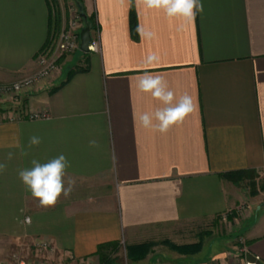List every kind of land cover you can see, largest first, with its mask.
I'll return each mask as SVG.
<instances>
[{"label":"crops","instance_id":"1","mask_svg":"<svg viewBox=\"0 0 264 264\" xmlns=\"http://www.w3.org/2000/svg\"><path fill=\"white\" fill-rule=\"evenodd\" d=\"M80 1L97 20L91 35L100 51L79 50L63 67L84 72L23 97L47 119L0 125V161L15 153L0 175V259L1 245H14L18 256L46 242L56 264H99V247L118 243L112 264H235L212 246L194 256L155 246L138 262L129 261L127 247L226 217L240 195L222 175L264 173V0H202L203 12L183 28L161 10H138L135 0ZM138 26L155 37L142 39ZM54 39L46 0H0V84L33 75ZM151 52L159 61L146 64ZM145 73L163 76L177 101L188 93L196 105L165 134L138 119L163 107L138 90ZM31 136L42 143L23 156ZM92 139L99 147H89ZM61 153L74 190L55 207H39L18 171ZM247 240L264 264V210Z\"/></svg>","mask_w":264,"mask_h":264},{"label":"clouds","instance_id":"2","mask_svg":"<svg viewBox=\"0 0 264 264\" xmlns=\"http://www.w3.org/2000/svg\"><path fill=\"white\" fill-rule=\"evenodd\" d=\"M128 2L131 4L132 0H128ZM135 5L138 10L141 7L161 10L170 19H180L183 21L180 25L181 28L189 24L194 25L197 15L203 12L202 0H135ZM137 33L142 39L155 37L154 32L145 31L139 26ZM158 61L159 57L154 52L149 53L144 60L146 64H154ZM137 87L142 93H150L163 105L152 113L144 112L139 115V122L145 129H153L165 134L173 125L182 123L185 117L195 110L196 105L193 97L185 93L177 101L174 92L161 75L145 73L138 78ZM41 143L40 137H29L27 149H22L21 155L28 156V149L39 146ZM15 147L20 148V145ZM89 147H99L98 142L95 139L90 140ZM14 157L15 153L9 151L5 160L0 161V175L7 170V162ZM30 165L31 167L18 171V178L25 186L26 191L31 193L32 198L38 201L39 207H55L61 196L67 198L71 195L76 181L68 175L67 170L71 164L64 154L61 153L46 163L31 159ZM30 219V217H26L25 221L30 223Z\"/></svg>","mask_w":264,"mask_h":264},{"label":"rangeland","instance_id":"3","mask_svg":"<svg viewBox=\"0 0 264 264\" xmlns=\"http://www.w3.org/2000/svg\"><path fill=\"white\" fill-rule=\"evenodd\" d=\"M58 6L62 17V24L61 29L55 36L53 43L56 42L59 34L68 28L75 12H79L76 7L75 0H58ZM83 28L84 24L81 25V29ZM75 54L62 57L58 60L59 71L56 75H54L53 79L46 84V86L41 85L32 91L30 90L22 95V97L18 100L0 92V116H11L13 112L17 111L25 113L26 111L31 112L32 110L30 107H27L23 103V97H27L32 93L50 89L54 87V83L56 81H60L64 77L68 76L71 71L65 74L68 68L66 66L63 67V62H65L67 58L73 57ZM77 67L75 69H77ZM235 186L237 187V191L240 195L239 203L233 211L227 214L226 217H217L211 221L203 223L202 225L195 226L196 230H194V233L187 232L178 233L173 236H164L161 238V241L154 242L157 244L156 246H164L169 251H173L169 248L168 244L184 249L192 246L194 247L200 243V252H205V250L207 251L212 246V248L221 251V253L227 254V259L235 260V264H242L241 259L245 258L244 252L246 251V245L248 243V228L256 222V216L259 211L264 210V173H254L250 175L246 181H243L238 186ZM1 246L2 252L0 262H9L11 264H56L55 259H52L48 255V253L50 254V252H48L49 250L41 248L37 245V243H35L34 247L28 250V252L22 251L18 254V256H15L14 245L4 244ZM193 247L192 250H194ZM192 252L193 253L184 255L194 256L200 253H195V251ZM123 261L124 260H122V262ZM99 264H101V260ZM211 264L220 263L215 259L211 261Z\"/></svg>","mask_w":264,"mask_h":264},{"label":"built area","instance_id":"4","mask_svg":"<svg viewBox=\"0 0 264 264\" xmlns=\"http://www.w3.org/2000/svg\"><path fill=\"white\" fill-rule=\"evenodd\" d=\"M83 24V19L80 13L77 11L72 16V20L70 21L68 28L62 33L59 34L58 39L53 45L43 53H41L37 59V70L36 72L24 79L19 80L13 84H4L0 85V92L3 94L12 97L15 100H18L22 97L26 92L32 91L37 87L46 84L51 81L59 71L58 60L65 56H70L75 54L80 50V33H81V25ZM90 51L98 53L100 51V42L98 39H93L90 44ZM48 114L44 112H22L17 111L13 112L11 116H0V125L13 122L15 120H39V119H47ZM41 248L49 250L48 252L54 253V248L51 247L49 243L46 242H38ZM248 251L246 250L244 254L246 255ZM245 257V256H244ZM0 264H11L0 262ZM24 264V263H22ZM242 264H252L246 262L245 258Z\"/></svg>","mask_w":264,"mask_h":264},{"label":"trees","instance_id":"5","mask_svg":"<svg viewBox=\"0 0 264 264\" xmlns=\"http://www.w3.org/2000/svg\"><path fill=\"white\" fill-rule=\"evenodd\" d=\"M46 2L50 10V36L55 37L60 31L62 24V19H61L62 17H61V13L59 12L58 0H46ZM75 3L77 9H78L77 4H80L83 7V4L80 0H75ZM83 24L84 26L90 27L91 32H97L99 29L97 20L95 19V17L92 16L91 17L87 16V20L86 21L83 20ZM84 71L85 70L83 69L77 68L69 73L68 79L73 77L75 74ZM252 174H254V172L252 171H238V172L224 174L222 175V177L232 182L234 185L238 186L241 182L246 181ZM156 245L157 244L153 242L135 247H127V256L129 261L138 262L143 260L151 252V249ZM168 246L171 250L176 251L180 254H190L193 253L192 251L198 253L200 252L201 249L200 243L198 245H195L194 247L192 246L194 250H192V247L180 249L171 244H168ZM120 250H121V245L118 243L101 245L97 252V255L100 257L101 264H112L114 262L113 256L118 254Z\"/></svg>","mask_w":264,"mask_h":264},{"label":"water","instance_id":"6","mask_svg":"<svg viewBox=\"0 0 264 264\" xmlns=\"http://www.w3.org/2000/svg\"><path fill=\"white\" fill-rule=\"evenodd\" d=\"M79 13L84 21L87 20V15L84 12L83 7L77 4ZM92 41L91 29L88 26H84L80 33V50L83 53H90V44ZM245 260L252 264H261L260 260L255 257L252 253L247 252L245 255Z\"/></svg>","mask_w":264,"mask_h":264}]
</instances>
